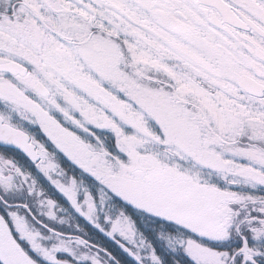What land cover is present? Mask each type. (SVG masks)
<instances>
[{
    "label": "snow or ice",
    "instance_id": "snow-or-ice-1",
    "mask_svg": "<svg viewBox=\"0 0 264 264\" xmlns=\"http://www.w3.org/2000/svg\"><path fill=\"white\" fill-rule=\"evenodd\" d=\"M0 264H264V0H0Z\"/></svg>",
    "mask_w": 264,
    "mask_h": 264
}]
</instances>
